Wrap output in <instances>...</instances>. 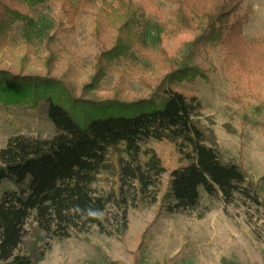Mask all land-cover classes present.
<instances>
[{"label":"trees","instance_id":"trees-1","mask_svg":"<svg viewBox=\"0 0 264 264\" xmlns=\"http://www.w3.org/2000/svg\"><path fill=\"white\" fill-rule=\"evenodd\" d=\"M49 1L57 3L61 18L38 30L44 49L38 58L32 42H17L12 34L17 23L31 25L35 9ZM85 11L94 12L90 37L98 55L92 75L79 86L72 67L63 65L56 37L57 30H72ZM169 18L172 37L194 34L177 58L146 46L144 10L131 0H0V105L35 109L44 102L56 131L49 140L10 138L0 151V185L14 188L0 197V264H34L45 255L38 243L78 237L91 227L121 240L127 208H137L167 172L153 143L166 142L177 153L160 200L165 213L194 210L200 190L220 193L225 203L239 194L262 205L257 182L241 163L223 159L212 134L195 119L201 108L190 86L208 83L214 71L194 61L204 40L224 50L238 82L260 91L264 35L245 39L249 15L242 0H179ZM135 56L151 65L150 76ZM119 62L121 77L138 78L147 97L129 100L119 89L99 95V84ZM102 175L112 181L107 191L96 188ZM28 235L33 241L26 243Z\"/></svg>","mask_w":264,"mask_h":264},{"label":"rangeland","instance_id":"rangeland-1","mask_svg":"<svg viewBox=\"0 0 264 264\" xmlns=\"http://www.w3.org/2000/svg\"><path fill=\"white\" fill-rule=\"evenodd\" d=\"M131 1L144 10L145 44L151 50L161 47L168 57L177 58L183 43L194 39L190 32L176 38L169 33V11L179 0ZM242 9L249 15L242 28L245 39H260L264 35V0H242ZM35 10L32 24L17 23L12 37L20 43L32 42L36 57L41 58L44 49L38 30L56 26L61 15L54 1ZM93 15V11L82 12L72 30H57L61 60L63 65L68 63L72 67L79 86L92 75L98 55L90 37ZM194 54L196 64L205 69L214 68L208 83L197 80L190 86L201 108L195 119L212 134L223 159L241 163L250 178L257 182L258 200L262 205H255L239 194L234 195L231 203H225L220 193L208 196L200 190L194 210L165 213L160 200L168 173L176 166L177 153L166 142L153 143L151 146L167 172L161 177L158 188L142 199L137 208H127L126 233L122 239L100 234L91 227L78 237L55 239L46 245L38 243L37 249H44L45 255L34 264H264V87L252 93L245 82H238L232 68L224 63L225 52L219 46L203 40ZM133 62L145 70L144 76H150L148 62L136 56ZM123 69V63L119 62L116 71L106 75L99 84L102 90L99 95L106 96L119 89L129 100L147 97L149 91L138 78L121 77ZM46 111L44 102L35 109L0 105V151L10 138L17 136L51 139L56 131ZM111 183L108 176L102 175L96 188L107 191ZM12 190V185L2 183L0 197ZM136 200L139 198L133 202ZM108 212L113 217L116 211L110 207ZM31 241L33 238L28 235L25 242ZM141 244L142 249H139Z\"/></svg>","mask_w":264,"mask_h":264}]
</instances>
